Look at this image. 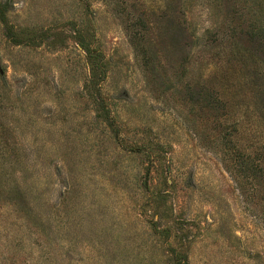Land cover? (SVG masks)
<instances>
[{"label":"rangeland","instance_id":"obj_1","mask_svg":"<svg viewBox=\"0 0 264 264\" xmlns=\"http://www.w3.org/2000/svg\"><path fill=\"white\" fill-rule=\"evenodd\" d=\"M0 264H264V0H0Z\"/></svg>","mask_w":264,"mask_h":264},{"label":"trees","instance_id":"obj_2","mask_svg":"<svg viewBox=\"0 0 264 264\" xmlns=\"http://www.w3.org/2000/svg\"><path fill=\"white\" fill-rule=\"evenodd\" d=\"M224 97H221V99H223ZM231 141H233L232 139H230ZM263 164V163H262ZM262 164H258L257 163V165H253L254 166V168H256L258 171H260V166L262 165Z\"/></svg>","mask_w":264,"mask_h":264}]
</instances>
